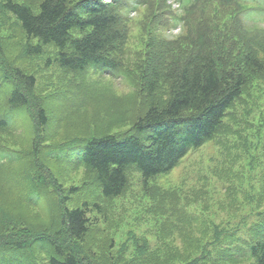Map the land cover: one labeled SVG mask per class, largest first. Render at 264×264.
Returning <instances> with one entry per match:
<instances>
[{"label": "rangeland", "instance_id": "1", "mask_svg": "<svg viewBox=\"0 0 264 264\" xmlns=\"http://www.w3.org/2000/svg\"><path fill=\"white\" fill-rule=\"evenodd\" d=\"M18 1L37 10L42 0ZM249 1L253 8L244 16V22L251 30L261 32L264 0ZM170 3L166 0V5ZM167 8L163 9V16H157L156 7L148 5L125 11L127 38L112 52L123 63L122 70L116 72L94 67L84 71L61 68L55 61L58 50L52 46H46L44 55L38 57L25 50L16 53L19 60L15 62L36 77L33 93L37 98H29L31 111L36 109L37 99L51 105L45 134L39 130V120L33 119V113L13 112L8 104L9 93L21 85L10 78L6 59L0 55V119L16 120L11 130L0 131V152L19 157L16 164L0 169V241L18 240L33 249L6 254L8 260L16 255L19 260L14 262L18 264H48L47 253L53 251L47 248L48 242L41 244L40 240H66L55 237L59 231L54 211L59 204L57 198L53 200L42 191L37 184L40 179L35 180L28 171L33 159L36 165L56 176L66 190L71 185L89 182L91 177L84 166L63 160L66 154L63 147L94 134L127 131L151 102L159 105L167 102L171 81L162 74L158 86L149 94L146 73L149 60L166 46V41L187 33L184 21L174 25L176 15L184 14V7ZM8 18L0 16L1 30L8 32L7 37L15 29L12 25L15 22ZM186 41L179 46L185 49ZM258 53L264 59V48ZM229 111L217 136L191 150L172 171L145 183L140 173L132 170L121 196L111 200L94 196L102 211L91 210L90 217L96 224H92L86 239L78 244L86 253L81 257L85 264H137L144 252L153 251L156 264H187L200 254L202 260L209 257L211 264H256L243 245L254 237L255 227L264 220V76L252 77ZM37 143L45 159L31 155ZM35 172L39 173V169ZM15 175H18L16 184L12 185L9 177ZM76 201L72 204L76 205ZM29 229L44 232L37 233L35 240L18 237L21 231L28 234ZM230 235L233 238L228 243L237 256L231 249L225 256L217 257ZM211 238L219 239L220 243L209 255V247H200L206 241L211 243Z\"/></svg>", "mask_w": 264, "mask_h": 264}, {"label": "trees", "instance_id": "2", "mask_svg": "<svg viewBox=\"0 0 264 264\" xmlns=\"http://www.w3.org/2000/svg\"><path fill=\"white\" fill-rule=\"evenodd\" d=\"M181 1L184 7L181 19L190 36L186 33L184 37L166 41V46L155 54L158 60L155 57L149 60L146 72L149 94L158 86L157 80L162 74L171 81L167 102L163 105L151 102L147 111L139 115L127 131L94 134L75 139L63 147L66 152L63 160L74 162L63 164L84 166L91 177L89 182L71 185L66 190L56 176L36 165L35 159L31 161L28 170L31 177L40 179L36 182L41 190L59 202L54 208L59 227L55 237L66 238L65 242L37 239L41 244L48 242L47 248L53 251L47 253L48 264H85L81 257L86 253L78 244L86 239L92 224H96L90 217L91 210L102 211L94 196L104 200L121 196L128 184V172L132 170L139 172L145 183L172 171L191 150L217 136L225 125L229 109L240 98L250 79L264 76V59L258 53L264 48V30H251L244 22V16L252 9L248 0ZM144 5L156 7L157 16H163V9L168 6L166 0H42L35 10L25 2L4 0L0 16L4 14L6 20L10 16L15 29L9 24L14 30L7 37L8 32L0 26V55L6 59L10 78L23 87L17 85L9 93L7 102L13 112L27 110V113H33V119L39 120L41 133L47 132L51 105H45L44 99H37L36 109L31 111L29 98H37L33 93L36 77L15 62L19 60L16 54L19 50L38 57L44 55L46 46H52L58 50L56 63L69 71H84L88 67L111 73L122 70L123 63L115 59L112 52L123 38H127L125 11ZM12 37L16 38L8 42ZM185 39L183 49L179 43ZM169 64L171 66L167 67ZM3 80L5 84L6 80ZM4 84H1L2 88ZM15 125L14 117L0 119V131L7 132ZM40 146L37 143L31 155L45 159ZM18 158L13 153L2 154L0 169L16 164ZM16 177L18 175L9 177L12 185L16 184ZM75 199L76 205H73ZM42 231L29 229L28 234L21 231L18 237L35 240L37 233ZM253 233L254 237L243 246L256 264H264V220ZM232 238L230 235L226 239L225 249L217 252V257L231 251L228 240ZM219 243V239L211 238V243L206 241L200 248L209 247L210 255ZM25 250L33 251L28 243L24 246L18 240L0 241V264H18L14 262L19 260L16 255H11L14 258L8 260L6 254ZM238 250L242 253L240 248ZM154 252H144L137 264H156ZM202 259L203 254H200L187 264H211L209 257Z\"/></svg>", "mask_w": 264, "mask_h": 264}]
</instances>
